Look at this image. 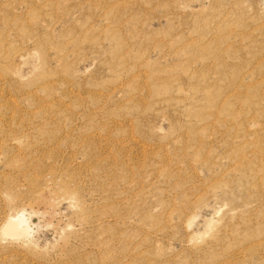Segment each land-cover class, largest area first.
Returning <instances> with one entry per match:
<instances>
[{
    "label": "rangeland",
    "instance_id": "1",
    "mask_svg": "<svg viewBox=\"0 0 264 264\" xmlns=\"http://www.w3.org/2000/svg\"><path fill=\"white\" fill-rule=\"evenodd\" d=\"M0 264H264V0H0Z\"/></svg>",
    "mask_w": 264,
    "mask_h": 264
}]
</instances>
